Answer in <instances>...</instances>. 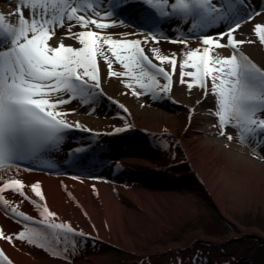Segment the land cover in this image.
<instances>
[{
  "label": "bare ground",
  "instance_id": "1",
  "mask_svg": "<svg viewBox=\"0 0 264 264\" xmlns=\"http://www.w3.org/2000/svg\"><path fill=\"white\" fill-rule=\"evenodd\" d=\"M248 2L255 11L264 8V0ZM140 8L139 4H129L120 10L119 16L125 21L135 22ZM14 9L15 5L9 0H0V13L7 15ZM243 14L238 13L215 28L206 29L204 34L224 31L233 18ZM255 23H264V15L243 23L235 34L236 38L255 41L252 31ZM175 24L176 21L172 24L162 22V33L170 38L178 34L193 38L187 33V25H181L174 31ZM64 31L57 29V38L51 41L53 45L59 43ZM138 31L141 30L131 26L106 30L114 38H123V33ZM127 38L142 40L143 36ZM63 42L79 46L71 39L65 38ZM221 42L226 43V40ZM145 47L146 52L150 47H159L163 53L175 52L178 57L186 50L182 44L165 40L159 44L150 42ZM197 47H202L199 40L189 39L188 48ZM239 51L264 70V45L258 41L245 43ZM220 53L228 56L232 50L223 49ZM147 54L151 57L150 52ZM99 63L102 94L93 90L96 94L88 104L82 105L77 99L60 109L70 113L66 117L68 122H79L89 131H67L58 152L27 163L34 170L19 174L26 185L40 183L44 202L50 211L56 213L57 222H68L86 234L74 237L78 242L74 255L78 252L81 257L76 261L71 258V252L67 259L55 257L44 249L18 240L14 244L0 240V249L13 264H109L110 260L105 256L108 252L103 245L109 250L135 255L140 264H264V260H250L231 246L233 240L241 235L250 236L246 238L248 242L254 238L261 242L264 238V233L258 231L260 227L252 225L253 228H246L240 223L247 209L253 208L254 215L258 210L264 214V147L258 149V156L254 158L252 148L236 139L229 141L220 136L219 128L214 127L217 118L212 114L215 98L210 92L205 98L203 90L198 87L189 90L187 82L181 84L178 66L170 92L137 97L121 83L123 78H109L107 65L102 60ZM163 67L170 71L169 65ZM113 68L122 70L117 64ZM160 82L165 81L161 78ZM119 105H123L127 112ZM125 124L131 126L128 131L110 134ZM226 131L233 136L236 134L232 128ZM77 148L83 150L76 152ZM25 191L32 195L29 189ZM5 195L17 202L21 199L10 192ZM198 202L208 205L215 217L218 215L226 223H232V231L234 228L239 231L230 236L223 233L222 237L214 239L201 234L200 230L189 235L191 238L188 234L177 237L195 215L207 218L206 208ZM20 210L39 219L38 212L28 201L20 205ZM16 220L0 209V228L5 233H18L23 230V224L29 223H17ZM30 226L49 231L39 224ZM196 240L205 242L207 246L204 247L212 246L213 242L216 247L213 250L217 252L209 255L202 249L199 253L192 243ZM51 247L56 248L57 245L53 242ZM59 247L62 249L65 245L61 243ZM187 250L193 254L183 253Z\"/></svg>",
  "mask_w": 264,
  "mask_h": 264
},
{
  "label": "snow or ice",
  "instance_id": "2",
  "mask_svg": "<svg viewBox=\"0 0 264 264\" xmlns=\"http://www.w3.org/2000/svg\"><path fill=\"white\" fill-rule=\"evenodd\" d=\"M9 3L15 5L14 11L7 15L0 13V209L17 218V223H29L15 234H7L0 228V240L9 244L18 240L67 259L69 252L74 255L78 247L74 237L86 235L68 222H57L56 213L44 202L40 183L26 185L19 174L34 170L22 167V163L58 152L67 131H89L79 122H68L66 117L70 113L60 109L77 99L82 105L88 104L96 94L93 90L102 94L100 60L107 65L108 77L123 78L121 83L137 97L170 92L178 66L181 84L187 82L189 90L198 87L205 98L209 92L215 98L212 114L217 118L214 127L219 128L220 136L252 148L254 158L258 147H264V116H261L264 70L239 51L245 43L258 41L264 45V23L253 25L255 41L239 40L235 35L243 23L264 15V8L255 11L248 0H9ZM129 4L141 5L135 22L114 19ZM241 12L244 14L233 18L224 31L204 34L206 29L215 28ZM173 21H176L174 31L187 25V33L199 40L202 47L188 48L189 36H165L161 23ZM122 26L141 31L123 33V38H114L106 32ZM76 28L79 31H74ZM57 29L65 31L59 43L53 45ZM129 36L143 39H128ZM65 38L79 46L66 45ZM161 40L182 44L186 50L178 57L175 52L165 54L159 47H150L147 49L150 57L145 46L150 42L159 44ZM224 40L226 43L221 42ZM223 49H231V55H222ZM114 64L122 70H114ZM165 64L170 71L163 67ZM119 107L127 112L123 105ZM130 127L128 124L116 127L110 134L126 132ZM227 128L234 129L235 136ZM9 192L19 196L20 201L7 198L5 194ZM25 201L33 204L39 219L20 210ZM31 224L42 225L49 231ZM53 242L56 248L51 247ZM61 243L65 245L62 249ZM0 264H13L2 249Z\"/></svg>",
  "mask_w": 264,
  "mask_h": 264
},
{
  "label": "rangeland",
  "instance_id": "3",
  "mask_svg": "<svg viewBox=\"0 0 264 264\" xmlns=\"http://www.w3.org/2000/svg\"><path fill=\"white\" fill-rule=\"evenodd\" d=\"M259 148L262 150L263 147H258V149ZM251 153L253 154L252 151H251ZM198 203H202L201 204L202 208H206V212H208L206 214L207 218L205 219L204 217H202V215H200L203 218V219H200L199 215H195V217H193L190 222H187L185 224V226H183V228L178 232L177 237H179V238L183 237L185 234H188V236L189 235L191 236L192 233L200 230L201 234H205V235L207 234L208 236H210L211 239H214V237H216V238L222 237L223 233H225V236H230L231 233H233L235 231H239L236 228H234L235 231H232V229H233V228H231L233 226L232 223H229V222L226 223L218 215L215 217V213L210 209V207L208 205L205 206L204 202H198ZM252 209H250L251 211L250 210L248 211V209H247L246 211L243 212V215L241 216L242 218H241L240 223L246 228H253L252 225L260 227L261 229H258V231H261L264 233V214L260 210H258L255 212L257 215H254ZM208 218H209V220H208ZM248 225L252 226V227H249ZM218 229H220V231ZM190 236H189V238H191ZM246 238L249 239L251 237L241 235V237L234 239L232 242V245H231L232 248L236 252L242 253L244 256L246 255L250 260L256 261L257 258L264 260V238L261 240V242H260V239H256V238H254V240L248 242V240ZM192 243L196 247V249H197L196 251H199V253L202 252V249L203 250L205 249L209 255L216 251V250H213V249H216V247L214 248L213 242H211L212 246H209V247H204L207 245H205L204 244L205 242H203L202 240H196V241H193ZM254 246H256V247L253 249L252 247H254ZM99 247H101V248L104 247L105 249H107L106 251L108 253H106L105 256L109 258V260H110L109 264H128V263L129 264H140V262L138 261V257H136L135 255L127 254V253H119L115 249L109 250L105 245H103V247L100 245ZM210 247H213V248H210ZM221 249L223 250V248H221ZM218 252H220V251H218ZM180 253L181 254L187 253V255H188V254H190V251L187 250V251H184L183 253H182V251H180ZM79 254L80 253L77 252L76 255H74V256L72 255L71 258L78 261L79 257H81V256H79ZM192 254H193V252H192ZM192 254H190V255H192ZM195 256H196V254H194V258H195ZM144 264H147V263H144Z\"/></svg>",
  "mask_w": 264,
  "mask_h": 264
}]
</instances>
